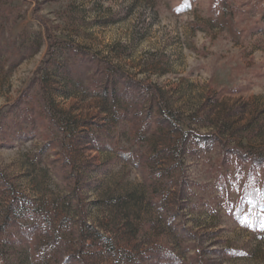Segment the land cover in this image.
Returning <instances> with one entry per match:
<instances>
[{
  "label": "rangeland",
  "instance_id": "1",
  "mask_svg": "<svg viewBox=\"0 0 264 264\" xmlns=\"http://www.w3.org/2000/svg\"><path fill=\"white\" fill-rule=\"evenodd\" d=\"M263 158L264 0H0V264H264Z\"/></svg>",
  "mask_w": 264,
  "mask_h": 264
},
{
  "label": "trees",
  "instance_id": "2",
  "mask_svg": "<svg viewBox=\"0 0 264 264\" xmlns=\"http://www.w3.org/2000/svg\"><path fill=\"white\" fill-rule=\"evenodd\" d=\"M261 155H259L260 157ZM264 159V158H263ZM264 161V160H263ZM190 237H192L193 239H196V235L194 233H190ZM167 254H164L163 256L165 257V259L167 260V264L168 263H176L177 260L180 261L181 258L178 256V255H175V254H171V257L170 256H166ZM202 253L201 252H198L197 254H195L194 256V261L196 262V264H205V262L203 261V258H202ZM180 258V259H179ZM66 263H70V264H84L82 259L78 256V255H72V256H68L67 260H66ZM50 264V263H49Z\"/></svg>",
  "mask_w": 264,
  "mask_h": 264
},
{
  "label": "snow or ice",
  "instance_id": "3",
  "mask_svg": "<svg viewBox=\"0 0 264 264\" xmlns=\"http://www.w3.org/2000/svg\"><path fill=\"white\" fill-rule=\"evenodd\" d=\"M261 227H264V224H262Z\"/></svg>",
  "mask_w": 264,
  "mask_h": 264
}]
</instances>
